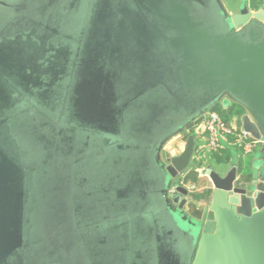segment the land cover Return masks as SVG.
Segmentation results:
<instances>
[{
  "label": "water",
  "instance_id": "obj_1",
  "mask_svg": "<svg viewBox=\"0 0 264 264\" xmlns=\"http://www.w3.org/2000/svg\"><path fill=\"white\" fill-rule=\"evenodd\" d=\"M146 1L155 9L157 17L177 33L175 36L172 32L168 38L170 48L179 51L181 54L182 47H189L193 44V55L201 54V56H198L199 61L196 64V69L201 71L206 82L212 85V93L214 94L206 105L207 112H213L224 106V104L227 106L232 102L238 104L245 111L240 117L242 128L254 138L264 141V30L257 28V26H261L260 24L264 26V8H259L258 4L254 5L253 9L249 8V3L241 0L236 10L230 11L224 0H214L216 5L212 4V0H208V12L212 13L213 18L201 15L197 16L200 22H196L187 7L182 3H175L170 0L172 1L171 7L176 6L178 9L173 10L170 14H165L161 11V2L165 0H162L160 5L156 0ZM193 1L203 4V0ZM47 2L49 3V0ZM69 2L68 6L75 12V16L84 7L80 0H70ZM23 3L21 5H24ZM221 12H223V15H221ZM41 14L43 15L39 16V21L35 20L37 24L35 29L31 31L28 27H23L26 18L19 21V36L21 39L24 38L21 30L28 29L30 37L27 41L17 40L20 42H15L16 46L14 48H11V44L7 41L3 42L4 45L0 43V65L3 64L1 61H5L10 74L26 77L27 71H32V68L27 67L28 53L31 52L34 54V77L36 84L40 86L42 76L45 78L50 74V76L53 75L52 79L57 78L61 73L60 69L65 67L60 68L61 62L57 60L56 54H61L63 58L68 57L72 62L68 69L72 68L71 72L74 78L69 86L75 87L76 94H81L82 87H86V85L91 87L84 96H86L87 106H92L94 110L90 111L88 115H80L85 125L82 138L84 143H88L86 146L87 152L96 145L102 148L111 146L114 150L115 148L116 150L123 149L125 144H123L121 137L123 132L126 131L125 123L130 121V117L132 118L133 102H138L140 95L134 96L135 92L131 89L130 93L132 95H130V98L132 103L129 104L130 109H125L124 106V111L121 112L122 104L118 103L117 107L114 108L111 101L105 100L107 97H103V94H107L109 91L101 89L103 80L100 76L94 79L97 81L94 83L92 79L94 77L78 78L77 74L72 71V64L78 59L77 56L82 58L79 47H76L72 52L70 51V44L59 45L47 42V39H50L56 33L57 27L49 21L45 11L39 15ZM43 18H46V21L42 24L45 27L42 28L43 32H38L37 28L41 24L40 20H44ZM220 19L221 22L226 19L225 25L230 27L227 35L222 33L223 25L221 23L217 24ZM99 27L100 24H98V27L96 25L93 28ZM212 28H216V30H212ZM135 29L141 34L147 32L143 27L136 26ZM34 49L36 50L34 51ZM93 51L94 46H88V53L83 57L89 64H91V60H95ZM207 53L209 54L207 55ZM104 54L106 52L101 55L104 56ZM89 55L94 57L89 58ZM5 56L9 57L5 58ZM46 64L48 67H45ZM107 66H111V64L108 63ZM39 69L42 71L35 73ZM216 72L219 74L218 78L215 75ZM37 75L41 77L39 78ZM64 75L67 76L65 72ZM5 77L9 81L12 80V76L4 73L0 66L1 104L9 100ZM118 83L119 81L114 80V91H117ZM25 88L28 92L34 94L33 90ZM53 88L55 89L56 86H53ZM155 89L159 90L157 87ZM159 91L170 94V91L166 92L163 87ZM119 92H124V90L122 89ZM221 92H223V96ZM38 93L40 95L41 92ZM145 93H143V96ZM48 95L46 92L43 93L45 99L50 98V95ZM81 99L82 95H78L77 100H74L77 107H81ZM152 103L148 106V109L153 112L150 117L157 120L160 117L162 110L160 105L162 103L154 100H152ZM106 109L107 112L105 113ZM199 114L200 116L196 119L189 116L183 121L175 123L176 130L166 136L164 141L156 143L155 146L151 147L149 143L142 144V142L138 146L137 142L133 141V137H130V141L132 140L141 149L154 147L152 150L154 164L155 158L158 160L157 155L161 154L165 144L176 137H186L183 150L166 158V161H162L165 172L159 168V161L157 163V168H159L157 170L160 172L154 192L162 193L168 202L170 201L168 199L169 193L174 188L172 187L174 182L171 184L172 180L175 181L194 163L195 153L199 145L198 134L194 129L206 116V113L202 110ZM147 122L142 124L146 130L149 128ZM95 125L100 126L101 134L98 129H95ZM105 126H109V129H106ZM131 131L134 133L132 123ZM134 134L138 138V135ZM126 147L132 148L127 144ZM131 148L130 150H132ZM145 160L149 161L148 159ZM259 163L258 166L246 163L240 174L237 162L233 163L229 170L226 166L218 170L212 165L207 166L204 174L210 176L213 182V191L209 200L199 201L188 198L190 190L182 184L171 192V199L174 203L173 205L167 204L164 211L169 208L177 209L183 220L190 218L189 228L193 233H198L194 248V238L174 226L177 230V233L174 232L176 236L182 235L188 241H191L190 245L187 243L180 245L181 250H187V248L192 250L187 255L185 264H264V143L261 146ZM153 168L155 169V165ZM166 174H169L172 180H170L171 185L164 187V181L168 180ZM151 176L154 177V172ZM128 193L129 191L126 189V197ZM122 196L123 194H120L115 201L114 206L116 209H123L125 205L124 202L123 205L120 204L121 208L118 207ZM27 201L26 176L22 166L0 148V264H36L38 261L34 253V243L28 237L27 226L29 221L26 226L24 225V222L26 224L25 219L29 220ZM178 202L179 205L176 207ZM125 209H128L126 205ZM164 216H168V220L172 221L169 213H165ZM145 220H149V218L144 219L142 222L135 219L140 230L144 232L146 231L144 229L145 225L149 223ZM127 223L128 217H125L124 222H120L117 227H114V230L130 233ZM172 224L175 225L173 221ZM149 225L152 226V223H149ZM149 231H151L150 228ZM155 231L156 229L151 234ZM172 231L168 234L173 237ZM38 245H41V241H38ZM89 252L92 257V252L94 253L93 264H97L94 249L89 250ZM122 252L126 253V250H122ZM135 260H138L137 255L133 262ZM133 262L131 259L127 261L128 264Z\"/></svg>",
  "mask_w": 264,
  "mask_h": 264
},
{
  "label": "rangeland",
  "instance_id": "obj_2",
  "mask_svg": "<svg viewBox=\"0 0 264 264\" xmlns=\"http://www.w3.org/2000/svg\"><path fill=\"white\" fill-rule=\"evenodd\" d=\"M1 1L7 2L9 9L6 12L4 9H0V16H2L0 29L9 26L16 19L4 14H8L9 11L18 7L23 10L22 6H28L32 11L37 12V16H42L43 14H39L43 11L47 12L54 6L55 15L63 17L58 22L51 20L50 22L59 28L62 35L54 34L51 39L60 42L69 36L70 51L73 52L76 47H79L82 59L88 53L89 36H91L93 27L98 24L96 14L100 0H80L84 7L79 13H76V16L68 6L70 0H49V3L47 0ZM240 1L224 0L230 11H235ZM22 2L24 5H21ZM212 8L214 10V5ZM68 9L69 11H67ZM210 10L212 11V9ZM204 16L213 18L211 12ZM37 31L43 32L42 27L39 26ZM33 56L34 54L31 52L28 53L27 67L32 68V71H27L26 77L10 74L7 63L1 61L3 63L0 65L1 68L4 73L12 76V80L9 81L5 77L9 100L3 104L0 103V148L20 163L25 172L29 217L28 237L34 243V250L38 254L36 264H93L94 253L92 252V257L89 252L93 249L115 250L112 257L109 255L98 256L97 260L100 262L97 264H122L124 259H127L126 262L129 259L133 262L138 252L143 250H149L150 254L156 255L157 250H161L159 246L161 241L170 242L171 235L168 234V229L173 230V235L174 232L177 233L174 226L194 238L193 246L195 248L198 233H193L189 228L190 218L183 220L179 211L173 208H169L167 211L162 210V212L169 213L175 225L168 220V216L161 213L156 216V231L152 234L148 232L151 228L149 223L152 218L145 220L149 223L145 225L144 234L134 219L131 228L128 229L130 233L114 230V227L120 223L117 221L122 219L121 215L115 211V201L120 194H123L118 203V207L121 208L120 204L123 205L129 196H125V188L117 189V187L125 183L126 180L121 182L124 177L138 179V170H143L145 159H142L141 152L134 151V158L127 167H116V165L117 160H126L130 157L131 147H126V144L132 146L130 137H133L134 142H138V138H135L134 134V129L138 125L148 121L149 128L142 134V144L149 143L151 146H155L156 143L164 141L167 135L176 130L175 123H179L189 116H193V118L200 116L199 112L204 102L202 93H212V85L206 82L204 75L193 71V78H190L185 71L186 66L183 65L184 67L181 68V73L177 74V77L175 75L167 76L166 83L160 84L161 77L157 62L153 61L147 73L133 78L131 86L135 92L134 96L140 95V100L133 102L132 118L130 117V121L125 123L126 131L121 137L125 144L124 148L117 151L116 148L115 150L112 148L106 150L96 145L89 152L87 150L81 152L79 149L84 147L82 135L85 125L82 117L76 113V107L71 99L74 93L69 85L74 78L71 72L72 68L69 70L68 67L72 62L68 57L63 58L61 54H56L57 60L61 62L60 65L66 67L65 74L67 76L56 84V91L51 97L45 99L43 93L46 91L41 85L36 84L34 77ZM198 56L201 54L193 55V69L199 61ZM7 57L9 56H5V58ZM80 68L77 70L78 74ZM52 76L49 74V77ZM170 79H174L177 83H170ZM47 81L45 80L44 84L49 83ZM160 86H163L166 92L173 88L178 92L175 94L162 93L159 91ZM192 86L193 97H189L186 93ZM25 87L33 90L34 94L28 92ZM156 87L159 90L155 89ZM37 90H40V95ZM144 91L146 93L143 96ZM152 100L162 103L160 117L157 120L150 117L153 112L148 109V106L153 104ZM183 107L186 110L181 112ZM128 108L130 109V105ZM217 111L230 120L243 112V110L228 108L225 104ZM131 123L134 133L131 131ZM203 124L204 120L194 129L200 143H204L206 137ZM137 135L139 137L140 134ZM184 138L176 137L163 146L161 154L157 155L158 160L155 158L156 168L159 161V168L165 172L162 161H166V158L182 151ZM260 150L261 145H257L252 153L244 155V159H249V163L254 162L258 166ZM234 154L233 160L238 162L237 152ZM211 159V153H206L204 165L212 163ZM224 166L218 167L224 168ZM152 172L150 167L149 169L145 168L142 186L149 187L147 181H149ZM112 173L118 178L115 187H111L113 184L110 183L114 178L113 176L111 179ZM182 175L175 179L176 183L180 184L179 180H181V184L190 189L193 182L186 181ZM166 177L169 181H164V187H167L172 180L169 174H166ZM199 178H201L199 183H195L197 184V189L194 192L195 199L208 200V197L200 193L201 187L209 184L207 177L199 176ZM173 182L174 179L171 184ZM142 191L139 188L136 191L134 189V193H139L141 201L144 203L145 200L141 197ZM131 209L132 215H135L143 209V205L137 208L132 206ZM105 239L107 246L100 245L101 240ZM38 241H41V245H38ZM183 241L188 245L191 244L187 238ZM171 243L177 245L176 241H171ZM175 248L179 249L178 246ZM122 250H126V253ZM103 253L106 254L105 251ZM137 261L135 260V262Z\"/></svg>",
  "mask_w": 264,
  "mask_h": 264
},
{
  "label": "flooded vegetation",
  "instance_id": "obj_3",
  "mask_svg": "<svg viewBox=\"0 0 264 264\" xmlns=\"http://www.w3.org/2000/svg\"><path fill=\"white\" fill-rule=\"evenodd\" d=\"M158 2V5H160V2L162 0H156ZM175 3L179 2L182 3L187 7V9L190 12V15L192 16L193 20L196 22H200L197 16L204 15L208 13L209 11V3L208 0H203V4L194 2L193 0H173ZM212 4L216 5L215 1L212 0ZM249 3V8L253 9V6L258 4L259 8H264V0H244ZM172 1L165 0L161 2V11L165 14H170L173 10L178 9V7H171ZM7 2L0 0V6L1 10L8 11L9 6ZM23 10L20 9V7L9 11L8 14H4L5 16L10 15L13 18H16L14 21L10 23L9 26H4L0 29V43L1 45H4L3 42L7 41L9 44H11V48H14L15 42L19 43L20 41L17 40H28L30 37L28 29L21 30L24 38H20L19 36V21L26 18V22L24 23L23 27H28L30 31L32 29H35V26L37 25L35 23V20L39 21V16H37L36 11H32L31 8L28 6H22ZM54 7V6H53ZM49 8L46 12L49 21H55L58 22L63 16L61 15H55V8ZM97 14H96V22L100 24L99 28H93V32L91 36H89L88 39V46H94V51L92 52L95 56V60H91V64H89L86 59H82L79 56H77V59L72 65H73V72L77 74L78 78L81 77H94L93 80L100 76V78L103 80V83L101 82V89H107V94H103V97L106 98L105 100L111 101L114 108L117 107L118 104H122V111H124L123 107L125 106V109L128 108V105L132 103V99L129 97L131 95L130 90H133V87L131 84L133 83V78L135 76L143 75L144 73L148 72V69L150 67V64H152L153 61L157 62V67L159 69V75L161 77L160 84H165L167 81V76L175 75L177 77V74L181 73V68L186 66L187 69H185L186 73L189 75L190 78H193V71L195 73L201 74V71H198L195 68L193 69V44L189 47L181 48L182 53L180 54L179 51H176L172 48H170V44L168 43V38L173 32L175 36L177 33L169 28L167 24H165L160 18L157 17V12L155 9L147 2L146 0H100L99 6H98ZM63 14V13H61ZM19 15V16H18ZM64 15V14H63ZM18 16V17H17ZM0 19H2V16H0ZM44 20H40L41 24L40 26L44 28L42 24L46 21V18H43ZM75 20V17H74ZM226 20V19H225ZM225 20L223 19V22H221V19L218 20V23H221L223 25L222 33L227 35L230 27L225 25ZM97 24V27H98ZM260 24V23H259ZM2 25V24H1ZM261 26H257L259 29L264 30V26L260 24ZM136 26L143 27L147 31L146 34H141L138 32L135 28ZM212 30H216V28H212ZM14 32V33H12ZM55 34H61L59 32V28L57 27V30H55ZM68 38L63 41H54L51 38L47 39V42H50V44H69L70 38ZM16 40V41H15ZM58 42V43H57ZM36 49H34L35 51ZM79 51L80 48H79ZM118 53H115V52ZM104 56L101 54L105 53ZM94 56L89 55V58H93ZM206 56V55H205ZM107 59V60H105ZM209 60V58H208ZM82 62V63H81ZM108 63L111 64V66H107ZM79 65L80 72L78 74L77 67ZM184 65V66H183ZM210 65V64H209ZM48 67V66H47ZM62 66L60 65V68ZM88 68H93L89 69ZM207 68H209L207 66ZM66 67L63 69H60V75L57 78L52 77H41L37 75L40 80V85L43 87L44 91L48 93L51 97V95L56 91V88L54 89L56 84L62 80L64 75V72L66 71ZM93 70V71H92ZM96 70V71H95ZM42 70L39 69L35 71V73H40ZM218 78V73L215 74ZM206 77V76H205ZM45 80H48L45 83ZM114 80L119 81L117 84V91H114ZM170 83L176 84L177 82L174 79L169 80ZM97 81L94 80V83ZM179 86V83L177 84ZM163 86H160V89ZM72 88V103L74 106V100L78 98V95H82L81 99V107L75 108L76 113L79 115H88L89 112L94 110V108L88 107L85 99L86 96H84L85 93L89 91L91 87L87 86L82 87V93L76 94L74 89ZM124 90V92H119L120 90ZM38 91V90H37ZM40 92V91H38ZM146 92V91H144ZM143 92V93H144ZM178 92L175 88L171 89L169 93L175 94ZM115 94V95H114ZM48 95V96H49ZM76 95V96H75ZM186 95L189 97H193V86L191 89L186 93ZM213 93H202V97L204 99V102L202 104V112L207 114V103L211 100L213 97ZM221 95L223 96V92H221ZM226 95V94H224ZM76 102V101H75ZM101 104V103H100ZM232 106V107H231ZM228 108H235V109H242L238 104L232 102L230 105H228ZM186 110L185 107L182 108L181 112H184ZM243 110V109H242ZM107 112V109L105 110V113ZM245 111L241 112L238 118H240ZM237 116V115H236ZM108 117V116H107ZM102 120V117L100 118ZM196 119V118H195ZM111 120V119H110ZM115 120V119H114ZM98 128H97V127ZM95 129H98L99 133L101 134V128L99 125L94 126ZM100 128V129H99ZM106 129H109V126H105ZM84 147L79 149V151H84L87 149L88 143H84ZM191 168V167H190ZM189 170V169H188ZM187 170V171H188ZM185 171V173L182 175V178H187L189 174ZM205 175V174H204ZM203 175V176H204ZM209 180L210 186H203L201 187V194L204 193V196L208 197V200L210 199V195L213 191V182L211 178L208 175H205ZM178 181V180H177ZM180 184H181V180ZM180 184H177L176 181L173 183V190L169 193V202L168 200L164 204V206L173 205V201L171 199V192L176 190V187ZM195 186L197 184L193 183ZM197 189V186H196ZM190 190V189H189ZM196 190H190V193L188 195V198L195 199L194 192ZM200 201V199H198ZM204 201V200H203ZM179 202L176 203V207H178ZM26 220V224L24 222V225L26 226L28 223V219ZM152 223V226H150V230L148 231L151 233L156 229V223L157 219H154L150 221ZM28 227V226H27ZM25 227V228H27ZM27 231V230H26ZM147 232V233H148ZM171 232L170 230L168 231ZM105 241V243H104ZM104 241L101 240L100 245L107 246V240ZM174 242V240H173ZM161 250H157L156 255L150 254L149 250H143L142 252H138L137 262H133L132 264H185L186 257L189 253H191L192 250H181L180 245H176L179 247V249L175 248L176 246L171 241L169 243L167 242H160L159 244ZM105 251L106 254L103 253ZM95 252V259L96 262L99 263L100 261L97 260L98 256L103 255H109L112 257V254L115 252V250H94ZM170 253V255H169ZM35 254L38 258V254L35 251ZM169 259V260H168ZM127 259H124L122 264H128L126 262ZM37 263V262H36Z\"/></svg>",
  "mask_w": 264,
  "mask_h": 264
},
{
  "label": "trees",
  "instance_id": "obj_4",
  "mask_svg": "<svg viewBox=\"0 0 264 264\" xmlns=\"http://www.w3.org/2000/svg\"><path fill=\"white\" fill-rule=\"evenodd\" d=\"M224 118L227 121H230V119H228L227 117H224ZM145 130H146V128L142 124L138 125L136 127V129H134L136 134H140L139 137H138V142H137L138 146L140 145V143L143 140V135L142 134L145 132ZM99 142H101V141H99ZM130 143L132 144V148H131L132 150H129L130 157L128 159H126V160H123V159L121 161L117 160L118 163H117L116 167H122V168L127 167V165L134 158V154H133L134 151L141 152L142 156H143L142 159H148L149 161L144 160L143 170H140V169L138 170V175H139L138 179H134V178L133 179H126L124 177V178L121 179V182H124L126 180L125 183L121 184V185H119L117 187V189L125 188V189H127L129 191L128 199L125 202V205H126V207H128V209H125V205H124L123 209H116L115 210L116 212H118L119 215H121V218H122L121 221H117V222H123L125 217H128L127 227H129V229L131 228V223H132L133 219L134 220L136 219V220L142 222L144 219H148V218L149 219L152 218L151 220H154L156 218V216L160 215L161 213L164 215L162 210L165 209L164 204L166 203V200L163 197L162 193L154 192V189L157 186L158 174L160 172V171H158L159 168H156V167H155V169L153 168V166L155 165L154 161H153V157H152L153 156L152 155V150H153L154 147L153 148H144V149H147V150H144V149H141V148L137 147L136 144L132 140L130 141ZM110 148H112V147L108 146L105 149L108 150ZM115 155L117 156L118 153L116 152ZM211 157H212L213 161H215L217 164H228V163L231 162L232 154L230 152L229 147H225V148H221L220 150L213 151ZM196 164H197V166H196L197 168H201L204 165L203 162H198V161H197ZM149 167H150L151 170H153L154 177L150 176L149 181H147L149 183V187H144V186H142V182L144 180L142 178H144V175H145V168L149 169ZM113 176H114V174L112 173L111 179H112ZM193 179L197 180V178H193ZM188 180H189V178L187 177L186 181H188ZM117 181H118V178H116L114 176V178L110 181V183L113 184L111 186L115 187V184L117 183ZM138 188L143 190L142 194H141V197H142L143 200H145L144 203L141 201L139 193H134V189L136 191ZM134 203H136V204L133 205ZM141 205H143V209L146 208L144 210L142 209L144 211V213L141 210L140 212H137L135 215H132V212H131L132 206L137 208V207H140ZM147 208H150V209H147ZM119 210H122V211H119ZM150 211H152V212H150ZM169 230L170 229H168V231ZM140 231L142 232V234L145 233L142 230H140ZM178 239H179V241H178ZM173 240H174V242L176 241L177 243H179L178 245H182V244L185 245V242L183 240H186V238L184 236H182V235L181 236H176L174 234L173 237L170 236V240L169 241H173Z\"/></svg>",
  "mask_w": 264,
  "mask_h": 264
},
{
  "label": "built area",
  "instance_id": "obj_5",
  "mask_svg": "<svg viewBox=\"0 0 264 264\" xmlns=\"http://www.w3.org/2000/svg\"><path fill=\"white\" fill-rule=\"evenodd\" d=\"M203 127L206 137L204 143L199 142L195 153V160L198 162L204 161L206 153L212 154L213 151L232 146L239 148L243 155H249L257 145L262 146L264 143L245 131L238 122L237 116L227 121L217 110L207 112ZM190 190H196V186L193 184Z\"/></svg>",
  "mask_w": 264,
  "mask_h": 264
},
{
  "label": "crops",
  "instance_id": "obj_6",
  "mask_svg": "<svg viewBox=\"0 0 264 264\" xmlns=\"http://www.w3.org/2000/svg\"><path fill=\"white\" fill-rule=\"evenodd\" d=\"M239 110H242V109H239ZM239 117V115H237V120H238V122L241 124V121H240V118H238ZM203 130H204V127H203ZM184 139H186V137L184 138ZM185 141V140H184ZM159 146V145H158ZM183 147H184V143H183ZM229 149H230V152H231V154H232V159H231V162L230 163H228V164H217L215 161H212V159L210 160L212 163H208V164H206V166L205 165H203L201 168H197L196 166H197V164H196V161L193 163V166L191 167V168H189V170L187 171V173L189 174V176H188V178H189V181H191V182H193V183H199V180L201 179V178H199V176H203L204 175V170H205V168H207V166H209V165H212L216 170H218V169H220L221 167H218V166H221V165H225L227 168H228V170L231 168V165L233 164V163H236L234 160H233V157L235 156V154H234V152H237V158H238V167H239V174L241 173V171H242V168L244 167V165L246 164V163H249V159H244L245 158V156L243 155V152L240 150V149H238V148H236V147H229ZM183 150V149H182ZM178 153H180V152H178ZM178 153H175V154H178ZM212 155V154H211ZM244 156V157H243ZM250 164V163H249ZM252 164H254V162L253 163H251V165ZM217 166V167H216ZM204 167V168H203ZM244 169V168H243ZM206 175V174H205ZM204 175V176H205ZM206 177V176H205ZM210 177V176H209ZM192 178H197V180H195V179H193L192 180ZM207 182L208 183H210L209 182V180H208V178H207ZM208 186H210L209 184H208ZM203 195H204V193H203ZM203 199V198H202ZM202 199L200 200V201H202Z\"/></svg>",
  "mask_w": 264,
  "mask_h": 264
}]
</instances>
